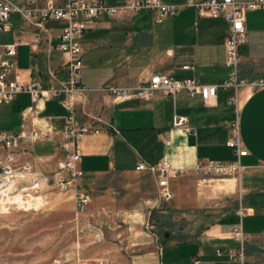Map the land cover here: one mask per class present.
<instances>
[{
    "label": "crops",
    "instance_id": "1",
    "mask_svg": "<svg viewBox=\"0 0 264 264\" xmlns=\"http://www.w3.org/2000/svg\"><path fill=\"white\" fill-rule=\"evenodd\" d=\"M7 1L18 6L25 3V0ZM38 1L43 5L48 0ZM50 1L61 6L65 0ZM102 1L119 6L125 0ZM160 1L180 4L184 0ZM79 22L85 27L78 39L83 50L80 84L87 92L76 98L75 112L82 119L95 117L106 124L100 132L77 139L82 170L79 188L88 193L86 185L90 179L105 174L152 179V175L134 170L136 163L166 160L173 168L185 170V174L169 180L173 196L166 202L167 208L144 204L133 206L132 211L124 214L128 225L125 247L129 248L128 256L133 264H169L163 258L154 260L155 256H163L162 246L166 242L180 250V259L173 264L194 259L203 264H237L226 256L227 249L236 251L240 246L231 235L235 224L241 225L246 264H249L256 250L264 248V88L251 90L245 86L238 92L241 100L238 132L247 150L246 155L238 158L225 144L228 123L234 117L232 107L226 104L230 90L218 88L215 102L210 106L204 105L197 95L184 91L173 96L156 91L151 99L126 101L112 100L100 91L105 86H134L153 73L193 75L202 84L222 82L227 77L223 65L225 22L220 18L200 17L192 8H181L173 17L158 21L150 11L141 10L116 19L79 18ZM9 24V31L0 34V45L31 39L34 29L26 27L17 15L10 16ZM60 26V23H47V33L41 36V43L34 50L16 47L15 67L22 82L47 87L64 80L66 72L56 49ZM245 27L247 41L237 47L238 75L246 81L264 78V9L247 13ZM182 65L193 66V72L182 70ZM50 72L56 81L48 79ZM3 104L0 132L37 128L39 119L48 121L53 130L25 150L10 153L11 160L16 164L43 163L52 170L61 156L57 142L66 113L64 107L56 99H49L38 101L37 109L29 111L31 103L24 92ZM175 115L184 116L186 126L192 131L174 127ZM206 160H237L241 165L237 175L240 199L233 208H225L218 200L204 208L196 204L193 189H198L199 175L194 172V166ZM193 180L194 188L190 186ZM238 207L242 208V217L236 214ZM149 210L169 216L168 236L159 244L153 242L154 231L145 227ZM217 249L222 251L220 256L215 254Z\"/></svg>",
    "mask_w": 264,
    "mask_h": 264
},
{
    "label": "built area",
    "instance_id": "2",
    "mask_svg": "<svg viewBox=\"0 0 264 264\" xmlns=\"http://www.w3.org/2000/svg\"><path fill=\"white\" fill-rule=\"evenodd\" d=\"M181 8H192L200 17L211 19L220 18L225 22L223 39L224 60L227 77L218 84L199 83L193 75L168 76L153 73L142 78L134 86H105L100 91L112 100L126 101L130 99H151L156 91L163 95L178 92H187L197 95L204 105H213L218 88L230 90L226 104L233 109L234 117L228 123V136L225 144L233 149L238 158L246 155L247 150L242 144L238 132L237 113L240 110V96L238 92L248 86L251 90L264 88V78H254L249 81L238 75L240 56L237 47L247 41L245 27L246 15L249 12L264 9V0H184L180 4L163 3L160 0H125L119 6H110L102 0H65L61 6H55L48 0L43 5L38 0H25L21 6L12 4L7 0H0V34L7 33L10 29L9 18L17 15L26 27L34 29L31 39L23 41L16 39L11 43L0 45V104L9 103L19 93H27L31 105L29 111L37 109L38 101L56 99L65 109L63 126L60 131V140L57 142L61 153L56 167L51 171L50 180L55 187L72 193L74 214L80 215L89 203V196L79 188L78 181L82 176L79 166L80 151L77 139L86 134H96L103 130L105 123L99 118H80L75 112L76 98H82L87 89L80 84L81 57L83 50L78 44V39L85 30L79 18L95 21L102 18L116 19L126 15H134L141 10L153 13L156 20L173 17ZM50 22L60 23V30L56 37V49L60 52L66 75L63 81H58L57 86L42 87L34 83H24L20 80L15 67L16 47L27 46L31 50L39 47L41 36L47 33L45 25ZM182 70L193 72V66L182 65ZM48 79L56 81L52 72ZM24 113L21 117L24 118ZM37 128L21 127L17 131L0 132V177L3 183L9 186L17 178L25 177L31 166L21 164L13 166L10 153L25 150V147L48 137L53 131L50 123L39 119ZM172 125L182 128L186 132L192 130L186 126L184 116H173ZM134 170L148 173L153 176L156 192L161 201L167 202L172 198L169 180L185 174L184 169L173 168L166 160L155 163L139 161ZM241 165L237 160L218 161L206 160L194 166V172L199 176L208 175H238ZM2 190H6L2 189ZM5 194V193H4ZM6 195V194H5ZM4 195V196H5ZM236 214L242 217L243 211L238 207ZM232 237L240 243L236 251L227 249L226 256L229 261L237 264H246L243 248V232L240 224H235L231 229ZM153 242L157 244L158 237L152 233ZM221 250L215 254L220 256ZM174 264H203L194 259L188 263L176 262Z\"/></svg>",
    "mask_w": 264,
    "mask_h": 264
},
{
    "label": "rangeland",
    "instance_id": "3",
    "mask_svg": "<svg viewBox=\"0 0 264 264\" xmlns=\"http://www.w3.org/2000/svg\"><path fill=\"white\" fill-rule=\"evenodd\" d=\"M3 107L2 103L0 111ZM8 163L21 165L12 160ZM30 166L25 177L17 178L9 186L0 177V192L6 188V195L0 194V264H133L129 248L125 247L128 225L124 214L132 211L131 207L144 204L167 208L157 195L153 178L105 174L90 179L86 185L89 203L76 216L72 193L58 189L50 180L56 165L52 170L43 163ZM196 179L198 189L194 188V180L190 186L199 208L214 200L221 201L225 208L238 203L237 175ZM16 195L20 196L18 201L14 199ZM148 213L145 227L154 231L159 244L166 240L170 226H157L156 211ZM162 251V257L155 256L156 262L163 258L165 263L173 264L180 259V250L168 242L163 244ZM249 264H264V248L256 250Z\"/></svg>",
    "mask_w": 264,
    "mask_h": 264
},
{
    "label": "trees",
    "instance_id": "4",
    "mask_svg": "<svg viewBox=\"0 0 264 264\" xmlns=\"http://www.w3.org/2000/svg\"><path fill=\"white\" fill-rule=\"evenodd\" d=\"M155 221L157 223V226H161V225L170 226L169 216L167 214H156Z\"/></svg>",
    "mask_w": 264,
    "mask_h": 264
},
{
    "label": "bare ground",
    "instance_id": "5",
    "mask_svg": "<svg viewBox=\"0 0 264 264\" xmlns=\"http://www.w3.org/2000/svg\"><path fill=\"white\" fill-rule=\"evenodd\" d=\"M1 187V186H0ZM6 187V186H5ZM1 189V188H0ZM3 189V188H2ZM0 194L2 195V196H4L5 194H4V190H1V192H0ZM20 195V194H19ZM19 195H16L15 197H14V199H16L17 201L20 199V196ZM2 199V198H1ZM20 203H21V201H20Z\"/></svg>",
    "mask_w": 264,
    "mask_h": 264
},
{
    "label": "water",
    "instance_id": "6",
    "mask_svg": "<svg viewBox=\"0 0 264 264\" xmlns=\"http://www.w3.org/2000/svg\"><path fill=\"white\" fill-rule=\"evenodd\" d=\"M166 236V235H165Z\"/></svg>",
    "mask_w": 264,
    "mask_h": 264
}]
</instances>
